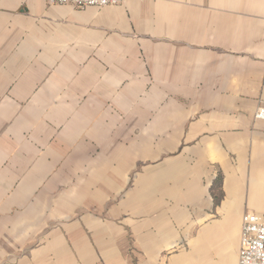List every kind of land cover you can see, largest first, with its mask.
Wrapping results in <instances>:
<instances>
[{"label": "crops", "instance_id": "crops-1", "mask_svg": "<svg viewBox=\"0 0 264 264\" xmlns=\"http://www.w3.org/2000/svg\"><path fill=\"white\" fill-rule=\"evenodd\" d=\"M260 105L264 0H0V264H237Z\"/></svg>", "mask_w": 264, "mask_h": 264}, {"label": "built area", "instance_id": "built-area-1", "mask_svg": "<svg viewBox=\"0 0 264 264\" xmlns=\"http://www.w3.org/2000/svg\"><path fill=\"white\" fill-rule=\"evenodd\" d=\"M49 4L71 5L75 8L105 6L123 0H45ZM255 118L264 119V107L260 105ZM237 264H264V212H244L241 217V233Z\"/></svg>", "mask_w": 264, "mask_h": 264}]
</instances>
